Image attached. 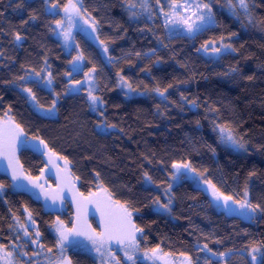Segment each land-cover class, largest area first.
<instances>
[{"label":"snow or ice","instance_id":"obj_1","mask_svg":"<svg viewBox=\"0 0 264 264\" xmlns=\"http://www.w3.org/2000/svg\"><path fill=\"white\" fill-rule=\"evenodd\" d=\"M261 3L264 4V0ZM2 4L3 0H0ZM26 4L27 0H18L15 4L10 0L3 7L15 12L25 9ZM121 6L131 24L137 26V31L151 33L155 47L148 51H128L121 57L114 56L110 54V45L116 39H123L126 32L115 38L101 39L105 21L98 15L99 7L90 9L84 0H64L63 3L61 0H42L40 14L30 12L27 20H21V25L35 24L42 15L47 31L66 55L67 67L62 73H54L46 49L39 53L38 63H18L14 56L6 55L8 49L0 40V60L3 61L0 69L6 70V77L0 76V84L20 96L37 118L52 125L59 121L62 100L82 99L88 111L100 117L93 128L94 133L106 137L124 132L117 123H110L106 118L107 101L103 94L109 88L106 70L117 69L122 60L131 64V57L134 56L137 60L150 62L139 71L151 75L153 63L158 66L162 62L160 51L169 48L172 41H195L214 32L221 26L218 14L224 11L241 28H256L264 32V19L256 17V0H124ZM0 17L7 21L4 11H0ZM141 22L143 28L139 27ZM156 27L162 28L163 32H157ZM237 35V32H231L227 35L221 33L218 38H205L195 51L207 62L219 63L237 52L232 42V37ZM78 36L86 37L102 49V63L89 58L80 47ZM0 37L11 38L9 43L14 46L13 51L22 48L27 39L18 28L0 27ZM258 67L264 68V65ZM238 73V68L231 67L224 75ZM58 75L62 77L59 85ZM241 78L249 82L254 80L251 75ZM185 83L187 81H179V84ZM58 87L60 90H57ZM115 87L121 90L125 99H131L133 93L140 96L154 94L159 100L156 107L160 115L165 114L169 105L176 104L170 99L169 92L174 88L179 92L180 104L190 111L203 105L205 113L210 114L205 119L209 120L218 147L229 153H250L251 128L243 126L245 121L242 118H235L238 114L230 105L190 99L178 84L173 83L161 87L157 82L154 87L149 89L145 86V90L141 91L129 76L123 74V69L115 73ZM3 99L0 95V101ZM160 104L165 105L164 111H161ZM0 109H3L0 114V203L7 206L9 213L7 231L0 228V264H79V260L74 258L81 256L89 259L91 264H144L145 260L151 261V264H232L235 257L248 258L247 264H264V239L249 238L239 249L233 246L214 250L209 243L220 246L221 238L202 230L203 242L198 238L191 251L180 253L181 259L177 262L169 259L172 253L166 252L159 244L148 246L149 233L138 223V220H143L138 215L141 204L144 207L151 204L153 212L171 216L176 200L175 189L182 187L186 181H191L197 192L208 197V205L226 217L255 223L264 219V195L256 198L252 191L251 177L257 176L256 171H250L249 179L237 190L227 186L223 173L216 177L213 169L218 163L217 153L211 145L207 147L212 153V167H198L187 157L166 161L155 153H147L136 165L141 177L139 193L152 197L145 202L133 192V185L121 183L105 169L91 168L86 174H77L73 159L58 150L55 141L59 136L41 134L40 129L17 119L10 103L6 109L0 105ZM73 123L81 128L75 136H83L84 125L75 119ZM196 123L199 128V121ZM261 136L264 137V132ZM255 148L264 152V142L257 143ZM193 151H198L195 145ZM27 154L34 156L39 165L35 173L33 166L29 164L26 167L21 159ZM83 159L91 160L93 156L85 155ZM156 173H166V178L159 179ZM50 181H54V185ZM82 188L85 190L82 191ZM261 191L264 192V189ZM156 192H160L165 199L162 201L160 195H154ZM9 195L27 196L38 203L45 214L54 217L45 222L48 238L41 231L33 209L25 203L18 214L9 202ZM66 204L74 207L68 220L62 218L67 211ZM90 214L98 217L96 227L89 220ZM244 234L248 236L247 230Z\"/></svg>","mask_w":264,"mask_h":264},{"label":"trees","instance_id":"obj_2","mask_svg":"<svg viewBox=\"0 0 264 264\" xmlns=\"http://www.w3.org/2000/svg\"><path fill=\"white\" fill-rule=\"evenodd\" d=\"M9 2L10 0H3V4L0 5V11H4L7 17V21L4 17H0V27L18 28L27 39L22 48L13 51L14 46L9 43L11 38L0 37L3 46L8 49L6 55L14 56L18 63H38L39 53L42 49H46L53 72L62 73L67 67L66 55L54 36L47 31L45 18L41 15L40 20L35 24L30 22L21 25V20H27L30 12L36 11L40 14L42 0H27L25 9L15 12L11 8L3 7ZM17 2L18 0H11L12 4ZM63 2L64 0H61V3ZM84 2L90 9L100 8L98 15L105 21L101 39L115 38L126 32L123 39H116L115 43L110 45V54L121 57L128 51H148L155 47L151 33L137 31V26L128 20V15L121 6L124 0H84ZM256 4L257 19H264V4L261 0H256ZM218 19L221 21V26L214 32L207 33L195 41L188 39L172 41L169 48L160 51L162 62L158 66L153 63L151 75L139 71L150 62L137 60L134 56L131 57V64L122 60L117 69L106 70V82L109 83V88L103 93L107 101L106 118L110 123H117L119 128H123V133L117 132L106 137L97 136L93 128L100 117L89 112L84 101L79 98L62 100L59 121L55 125L37 118L20 96L6 90L3 84H0V95L4 99L0 101V105L6 109L7 104H12L17 119H23L30 127L40 129L41 134L59 136L55 141L59 146L58 150L69 154L70 159H73L77 174H86L91 168L105 169L113 174L114 179L133 185V192L145 202L150 201L152 197L139 193L141 177L136 166L144 154L155 153L166 161L187 157L191 158L198 167L200 165L212 167V153L208 145L215 148L217 153L218 163L213 169L215 175L219 177L223 173L228 187L239 190V186L249 179L248 173L256 171L257 176L251 177V184L253 196L259 198L264 195L261 191L264 189V152L257 150L255 145L264 142V137L261 136V132H264V68L258 67L264 65V32L256 28L248 30L241 28L240 24L225 11L218 14ZM139 27H144L143 22ZM155 30L159 33L163 32L159 27ZM231 32L238 33L237 36L232 37L237 52L219 63L207 62L195 51L205 38L213 36L218 38L221 33L227 35ZM77 39L90 59L98 64L102 63L103 54L99 46L83 36H78ZM0 63L3 61L0 60ZM231 67L238 68L239 73L224 75ZM119 69H123V74L129 76L141 91L145 90V86L149 89L154 87L157 82L161 87L173 83L178 84L190 99L198 98L201 101L208 100L210 103L230 105L238 114L235 118H242L245 121L243 126L251 128L250 153L247 155L229 153L218 147L209 120L205 119V116L210 114L205 113L203 105L190 111L188 107L180 104L179 92L174 88L169 89V92L170 99L176 104L169 105L164 115H160L157 111L156 105L159 100L154 94L144 96L135 94L131 99H125L121 90L115 87V73ZM16 70H19L18 65ZM249 75L254 76L251 82L241 78ZM0 76L6 77L5 69H0ZM61 78L58 75V85ZM179 81H187V83L179 84ZM57 90H60L59 87ZM177 104L180 106L178 107ZM160 109L164 111L165 105L160 104ZM2 111L3 109H0V114ZM74 119L84 125L83 136H75L81 128L79 124L73 123ZM197 121L200 124L199 128ZM193 145L198 151H193ZM85 155H91L93 159H83ZM21 159L26 167L31 164L35 173V168L39 167L36 158L27 154ZM155 167L158 168L159 165ZM156 175L159 179L166 178V173H156ZM175 191L176 200L171 216L153 212L151 204L148 207L140 205L141 211L138 215L143 217V220H138V223L149 233L146 241L148 246L154 247L159 244L166 252H171L172 256L179 257L181 252L191 251L198 238L203 242L201 230L203 233L221 238L220 246L209 243V247L214 250L218 247L233 246L239 249L249 238L264 239V219L249 224L246 221L226 217L208 205V197L197 192L191 181H186ZM154 195H160L162 201L165 199L160 192ZM8 199L13 205V210L18 214L21 206L27 203L33 209L41 231L48 238L45 222L54 217L45 214L41 206L29 200L27 196L9 195ZM66 209L62 218L68 220L74 212V207L66 204ZM8 216L7 206L0 203V228L4 231H7ZM244 230H247L248 236H245ZM48 242H51L50 238ZM74 259H78L79 264H91L90 260L83 256ZM247 259L235 257L232 264H247Z\"/></svg>","mask_w":264,"mask_h":264},{"label":"rangeland","instance_id":"obj_3","mask_svg":"<svg viewBox=\"0 0 264 264\" xmlns=\"http://www.w3.org/2000/svg\"><path fill=\"white\" fill-rule=\"evenodd\" d=\"M221 2H223V0H221ZM217 7H219V5H217ZM134 95H135V93L132 94V97ZM50 183H52L54 185L55 182L54 181H50ZM65 207H66V205H65ZM89 220L93 224V227H96L97 226V223H98V217L97 216H95L93 214H90L89 215ZM118 255H122V254L118 253ZM169 259H172V260L178 262L181 259V257L180 256L179 257L171 256V257H169ZM144 264H151V261L145 260Z\"/></svg>","mask_w":264,"mask_h":264}]
</instances>
